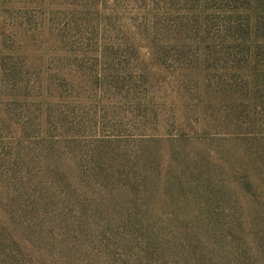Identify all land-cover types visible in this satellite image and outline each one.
<instances>
[{"label": "trees", "instance_id": "16d2710c", "mask_svg": "<svg viewBox=\"0 0 264 264\" xmlns=\"http://www.w3.org/2000/svg\"><path fill=\"white\" fill-rule=\"evenodd\" d=\"M19 6L38 20L0 28V264H264V0Z\"/></svg>", "mask_w": 264, "mask_h": 264}, {"label": "rangeland", "instance_id": "374dc122", "mask_svg": "<svg viewBox=\"0 0 264 264\" xmlns=\"http://www.w3.org/2000/svg\"><path fill=\"white\" fill-rule=\"evenodd\" d=\"M27 13L23 12V9L19 6V0H0V28L5 29H10L13 24L15 23H28V24H36L38 17L34 15V12L29 13L30 15L28 16H23L26 15ZM14 27V26H13ZM12 29V28H11ZM133 39L135 43H138L142 45L143 53L148 52V41L146 39H143L141 35H138L137 32L133 33ZM11 44L10 41H8L4 45L5 51H10L11 50ZM212 62L207 61L205 62L203 66V75H199L201 78L204 79V83L201 81L200 83H203L202 89L200 93H203L206 96V93H215L217 89V82L218 81H225L227 80L226 78H233V75H226V73H229L230 71L227 69L230 66H233L232 61L227 59L223 63L219 62V67L215 66L217 69H212ZM227 65V67H226ZM222 67V68H220ZM226 71V72H225ZM225 73V75H224ZM158 75H155L154 77V86H155V91L166 95L167 96V101L169 103L168 108L169 109H176L181 107L180 104V99L182 94L184 93L185 88H181L180 86L183 85L182 78L184 75H175L173 73H169L166 70L158 71ZM127 76H134V75H127ZM77 80H81L80 75H75ZM153 80V79H152ZM187 83V82H186ZM180 89V90H179ZM89 90H92V85L87 84L83 89L77 88V91L80 92L81 94L88 96L89 95ZM98 92L100 93H105V89L97 88ZM179 90V92L177 91ZM76 94V93H75ZM91 103V100L88 101V98L85 99L84 105H85V110L88 111V108L86 107V104ZM93 104V103H91ZM172 104V105H171ZM90 112V111H89ZM171 112H178V111H171ZM169 114L167 113L166 116ZM189 118V123H192L194 126H196L195 122V116L191 113L188 114ZM159 120L153 119L151 124L149 125V130L151 129L152 133L155 131H161L162 129H170L172 132H176L178 127L172 125V119L171 118H161L159 126H158ZM187 127H190V125L187 123ZM141 129V128H140ZM141 131V130H140ZM163 132V131H162ZM161 132V133H162ZM134 129L132 127V144L136 143V136H135ZM160 133V132H159ZM93 136V135H92ZM94 139V136H93ZM191 148L194 147V145H190ZM196 149V146H195Z\"/></svg>", "mask_w": 264, "mask_h": 264}]
</instances>
